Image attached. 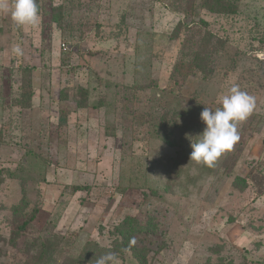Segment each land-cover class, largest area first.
I'll return each instance as SVG.
<instances>
[{
    "label": "rangeland",
    "instance_id": "obj_1",
    "mask_svg": "<svg viewBox=\"0 0 264 264\" xmlns=\"http://www.w3.org/2000/svg\"><path fill=\"white\" fill-rule=\"evenodd\" d=\"M216 1L236 15L209 13ZM37 3L38 29L0 14V264H63L126 216L158 225L150 264H264V0ZM179 25L225 43L212 76L182 87ZM233 84L256 98L238 143L215 168L190 161L201 112ZM64 236L41 261L40 244Z\"/></svg>",
    "mask_w": 264,
    "mask_h": 264
},
{
    "label": "trees",
    "instance_id": "obj_2",
    "mask_svg": "<svg viewBox=\"0 0 264 264\" xmlns=\"http://www.w3.org/2000/svg\"><path fill=\"white\" fill-rule=\"evenodd\" d=\"M218 4L220 7H205V9L209 13L215 15H236L235 11L231 10L234 9V7H226V3L222 1H216V5ZM204 27L208 28L209 26L204 22ZM181 30L187 32V39L184 41L185 57H187V60H183L175 65L172 76L175 83L182 87L189 77L196 75V71L201 73L204 78L212 76L214 73V58H216L219 49L222 50L224 48L225 43L210 32H205L204 35L200 37L198 36V34H200L199 32H194V29L187 26L185 27L184 25H179L174 37L177 38L178 32ZM30 96L31 93H29L28 98H30ZM18 106H20V104H18ZM24 107H31L29 99L26 101ZM62 116L64 119L63 123L66 124L67 116L64 114ZM6 175L7 173L0 171V188L4 183ZM70 190L73 191L72 193H76L86 189L80 186H73ZM37 214L31 216V218L22 225L21 231L23 234L26 233V229H29L36 219ZM99 231L100 236L107 233L108 244L106 246L101 245L97 240H88L84 243L78 255L69 254L68 257L63 258V264H95V258L108 251L118 252L122 260L130 257L139 264H150L149 258L151 254L154 253V250L150 248L153 244L149 241L147 242V239L156 237L159 234L158 225L153 221L147 220L143 222L136 217L126 216L121 222L111 228L104 229V227L101 226ZM70 237L71 236H64L61 238L53 237V242L48 239L45 243L40 244V260H48L51 263L57 261V257L60 251H62V244L64 243L66 245L68 242H72L67 240V238ZM133 238H135L134 244L131 243ZM123 249H130V251L124 252ZM161 250L162 249L159 247L158 252Z\"/></svg>",
    "mask_w": 264,
    "mask_h": 264
},
{
    "label": "clouds",
    "instance_id": "obj_3",
    "mask_svg": "<svg viewBox=\"0 0 264 264\" xmlns=\"http://www.w3.org/2000/svg\"><path fill=\"white\" fill-rule=\"evenodd\" d=\"M0 14H10L15 25L24 29H38L42 24L37 0H0ZM12 51L23 55L19 44L14 45ZM219 104L221 106L215 110L204 107L201 120L206 128L191 144L190 161L208 168H215L223 156L234 150L240 139L239 127L254 113L256 98L233 84L220 96ZM131 243H135V238ZM95 264H122V259L118 252L108 251L96 257Z\"/></svg>",
    "mask_w": 264,
    "mask_h": 264
},
{
    "label": "built area",
    "instance_id": "obj_4",
    "mask_svg": "<svg viewBox=\"0 0 264 264\" xmlns=\"http://www.w3.org/2000/svg\"><path fill=\"white\" fill-rule=\"evenodd\" d=\"M262 58H264V56H262Z\"/></svg>",
    "mask_w": 264,
    "mask_h": 264
}]
</instances>
